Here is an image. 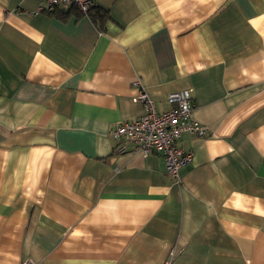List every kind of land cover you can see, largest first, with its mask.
<instances>
[{
    "label": "crops",
    "instance_id": "0c3cea01",
    "mask_svg": "<svg viewBox=\"0 0 264 264\" xmlns=\"http://www.w3.org/2000/svg\"><path fill=\"white\" fill-rule=\"evenodd\" d=\"M41 5L0 0V264H264V0ZM182 90L175 182L109 131Z\"/></svg>",
    "mask_w": 264,
    "mask_h": 264
},
{
    "label": "built area",
    "instance_id": "2783aa9c",
    "mask_svg": "<svg viewBox=\"0 0 264 264\" xmlns=\"http://www.w3.org/2000/svg\"><path fill=\"white\" fill-rule=\"evenodd\" d=\"M94 0H42L37 13L75 11L86 16ZM141 104L143 113L134 119L119 122L109 131L115 142L116 153L139 152L147 158L159 154L165 171L173 181L178 180L179 171L192 161V153L180 147L183 134L193 138H204L208 128L192 118L193 98L188 90L170 93L166 98L167 109L158 112L153 100L142 91L134 98ZM23 264H29L24 262Z\"/></svg>",
    "mask_w": 264,
    "mask_h": 264
},
{
    "label": "trees",
    "instance_id": "16d2710c",
    "mask_svg": "<svg viewBox=\"0 0 264 264\" xmlns=\"http://www.w3.org/2000/svg\"><path fill=\"white\" fill-rule=\"evenodd\" d=\"M70 13H71V11H67V12L54 11V12L48 13V14L51 16L54 15V16L61 18V19H65V17H67ZM77 14H79V13H77ZM79 15H81V14H79ZM81 16H83V15H81ZM86 16L90 17V19L93 21V23L97 26V28L100 31L103 30L104 23L108 19L107 12H105L104 10H102L98 7H94V8L92 7Z\"/></svg>",
    "mask_w": 264,
    "mask_h": 264
}]
</instances>
